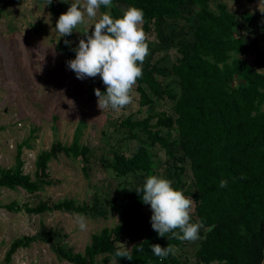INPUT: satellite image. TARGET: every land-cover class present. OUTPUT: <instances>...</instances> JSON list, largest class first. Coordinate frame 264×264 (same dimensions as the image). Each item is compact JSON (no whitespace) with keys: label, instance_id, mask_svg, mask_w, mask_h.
Returning a JSON list of instances; mask_svg holds the SVG:
<instances>
[{"label":"trees","instance_id":"obj_1","mask_svg":"<svg viewBox=\"0 0 264 264\" xmlns=\"http://www.w3.org/2000/svg\"><path fill=\"white\" fill-rule=\"evenodd\" d=\"M213 1L215 8L211 6ZM188 5L194 6L192 13L197 18L191 26L195 42L178 48L179 56L172 66V74L178 77L181 87L180 95L168 85L162 88L157 76H167L169 72L151 58L142 65L143 75L136 82L141 106L153 103L145 88L148 87L153 94L175 100L174 114L156 110L148 111L144 117L134 118L133 113L123 116L120 125L128 128L131 138L140 143L136 151L115 153L109 166L117 176L143 171L145 180L155 175L160 165L174 168L165 178H175L172 186L194 201L191 216L196 223L203 224L195 264H264V74L243 57L254 49L239 35L240 30L257 19V14L245 11L238 16L229 10L225 0H112L110 8L101 6L100 10L115 19L123 15L121 7L140 8L144 12L143 29L153 28L159 34L161 19L189 21ZM50 8L59 16L63 13L62 5L55 0ZM2 13L0 6V17ZM65 40L68 36L57 43V49L74 59L73 47L66 46ZM96 83L101 92H106L101 78ZM136 130L149 140L139 137ZM80 138L81 128L69 145L57 140L50 149L40 152L35 162V178L23 171L21 155L28 142L20 143L16 165L0 169V187H21L32 193L39 190L43 184L51 183L47 180L48 164L60 153L74 158L82 156L85 163L91 162L90 146L81 143ZM156 145L159 150L154 152L151 147ZM161 151L165 158L159 155ZM188 160L194 190L183 181ZM83 170L87 172L86 165ZM222 179L228 181L226 188L219 187ZM143 184L134 189L125 187L119 203L110 201V208L120 214L121 221L94 233L83 252L57 249L73 264H95L98 255L105 254L104 262L113 259L121 242L132 249L133 260L115 258L120 264H188L176 253L161 260L151 252L152 244L162 247L170 244L181 249L186 241L171 238L170 234L169 239L159 237L151 226L152 213L147 221H141L140 209L148 206L142 202V192H137ZM2 206L10 211L26 208L39 214L63 209L79 214L97 210L96 204L80 205L67 199L39 200L34 205L26 202L24 207L14 202ZM32 240V237L15 239L7 258ZM140 244L144 250L137 252L134 246Z\"/></svg>","mask_w":264,"mask_h":264},{"label":"rangeland","instance_id":"obj_2","mask_svg":"<svg viewBox=\"0 0 264 264\" xmlns=\"http://www.w3.org/2000/svg\"><path fill=\"white\" fill-rule=\"evenodd\" d=\"M55 1L62 5L63 13L75 2ZM225 2L229 10L238 16L245 11L257 14V19L240 30L239 35L254 49L243 57L254 69L264 74V0ZM0 3L3 9L0 17V169L16 165L18 145L27 141L28 145L23 147L21 155L23 171L35 178L37 155L50 149L57 140L69 145L79 128L80 141L90 146L88 156L91 159V162L85 163L82 156L74 158L60 153L48 164L47 180L51 183L43 184L33 193L21 187H0V264H73L57 248L74 253L83 252L86 245L91 243L94 233L121 221L120 214L110 208V201L119 203L125 187L134 189L145 180L143 171L117 176L109 166L111 156L115 153L136 151L140 143L138 139L131 138L129 129L121 126L120 120L128 114L133 113L134 118H138L144 117L148 111L156 110L174 114L175 100L153 94L152 90L145 87L153 103L151 106H141L136 83L132 104L119 111H112L111 108L100 110L94 91L100 89L96 83L100 76L77 79L67 65V61L71 60L69 54L57 49V43L63 38L55 29L59 14L52 11L50 5L45 6V0H0ZM83 3L84 0H80V4ZM211 6L216 7L215 1ZM187 8L190 12L189 21L184 18L161 19L159 34L153 28L149 31L143 29L149 44V54L143 65L151 58L166 68L169 75L157 76V79L162 88L168 85L176 95H180L181 87L178 77L172 74V66L179 56L178 48L195 42L191 26L196 24L197 18L192 13L194 6L188 5ZM127 9L121 7V13ZM101 15L99 9L94 20L85 17L86 24L78 25L68 36L73 50L80 39H87L81 32L89 27L88 35H91L93 24ZM135 133L148 139L139 130ZM151 149L157 152L159 145ZM159 155L165 158L163 151ZM83 165H86L87 172L83 170ZM185 166L183 181L194 190L189 160ZM173 171L171 166L160 165L155 175L165 178ZM170 181L173 184L175 178ZM63 199L76 201L80 205H97V210L82 213L87 218L88 227L85 231L79 229L76 223L79 213L74 211L63 209L39 214L28 212L26 208L19 212L10 211L2 206L13 202L22 206L26 202L34 205L39 200L56 202ZM140 211L141 221H147L152 213L150 205ZM190 222L196 223L192 216ZM46 234L51 236L47 237ZM23 237H32L34 240L27 246L18 247L8 259L7 253L13 241ZM199 237L194 242L186 241L181 249L174 247L176 254L188 264L196 263V252L202 236L199 234ZM104 256L98 255L95 264H110V261L104 262ZM117 264L120 263L117 261Z\"/></svg>","mask_w":264,"mask_h":264},{"label":"clouds","instance_id":"obj_3","mask_svg":"<svg viewBox=\"0 0 264 264\" xmlns=\"http://www.w3.org/2000/svg\"><path fill=\"white\" fill-rule=\"evenodd\" d=\"M52 2L53 0H46L45 6ZM101 6L110 8L112 0H84L83 5L80 0H75L67 12L59 16L55 29L60 37L70 36L78 25L86 24L85 17L94 20ZM143 22L144 12L135 6H130L120 18L114 19L110 13H103L93 24L94 31L91 35H88L89 27L81 32L87 39L79 40L74 49L75 58L67 61L77 79L100 76L106 92H101L98 88L94 91L98 98V108L102 111L107 108L119 111L133 103L134 85L143 75L142 65L149 54ZM64 43L66 46L70 45L68 40ZM227 185L228 181L222 179L219 187L226 188ZM137 192H142V202L150 205L151 226L159 237L169 239L170 234L171 238L192 242L200 238L199 230L203 224L190 222L194 201L181 190L175 189L170 180L149 175L142 189H137ZM76 223L81 231L88 227L87 218L83 214H77ZM134 247L137 252L144 250L143 244ZM150 248L161 260L176 253V249L170 244L167 247L152 244ZM131 250L119 242L110 264H117L115 258L133 260Z\"/></svg>","mask_w":264,"mask_h":264}]
</instances>
